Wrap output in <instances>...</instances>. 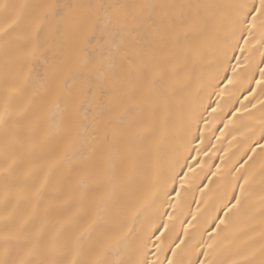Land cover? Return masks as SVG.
Returning a JSON list of instances; mask_svg holds the SVG:
<instances>
[{"label":"snow or ice","instance_id":"6c2138e0","mask_svg":"<svg viewBox=\"0 0 264 264\" xmlns=\"http://www.w3.org/2000/svg\"><path fill=\"white\" fill-rule=\"evenodd\" d=\"M0 264H264V0H0Z\"/></svg>","mask_w":264,"mask_h":264},{"label":"bare ground","instance_id":"6f19581e","mask_svg":"<svg viewBox=\"0 0 264 264\" xmlns=\"http://www.w3.org/2000/svg\"><path fill=\"white\" fill-rule=\"evenodd\" d=\"M218 127H222V126H218ZM219 133H217V135H218ZM215 142V141H214ZM224 143H226V141L224 142Z\"/></svg>","mask_w":264,"mask_h":264}]
</instances>
